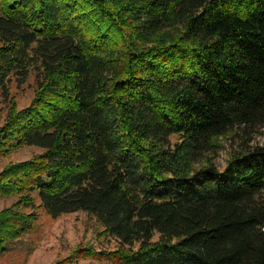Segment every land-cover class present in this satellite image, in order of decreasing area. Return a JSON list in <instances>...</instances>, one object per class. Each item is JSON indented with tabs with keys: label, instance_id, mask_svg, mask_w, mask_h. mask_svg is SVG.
<instances>
[{
	"label": "trees",
	"instance_id": "16d2710c",
	"mask_svg": "<svg viewBox=\"0 0 264 264\" xmlns=\"http://www.w3.org/2000/svg\"><path fill=\"white\" fill-rule=\"evenodd\" d=\"M0 92V151L43 149L0 171V256L43 208L107 264H264V0H0Z\"/></svg>",
	"mask_w": 264,
	"mask_h": 264
},
{
	"label": "rangeland",
	"instance_id": "374dc122",
	"mask_svg": "<svg viewBox=\"0 0 264 264\" xmlns=\"http://www.w3.org/2000/svg\"><path fill=\"white\" fill-rule=\"evenodd\" d=\"M36 85L35 73L20 87L12 83L11 98L16 101L18 108L32 102ZM12 100L8 102L0 92V124L5 121ZM178 139V135L173 136L174 141ZM239 140L238 137L225 138L220 151L213 154L214 159L207 157L201 160V164L212 159L219 167H225L234 149L238 148ZM42 151L39 147L28 145L11 151H0V171L11 162L30 159ZM17 198V195L0 197V212L13 205ZM37 211L39 216L33 227L12 243L11 250L0 256V264H55L73 254L80 257L79 264H107L95 255L96 250H115L119 246L115 238L106 236L104 226L97 217L87 211L65 213L55 218L43 208H38Z\"/></svg>",
	"mask_w": 264,
	"mask_h": 264
}]
</instances>
